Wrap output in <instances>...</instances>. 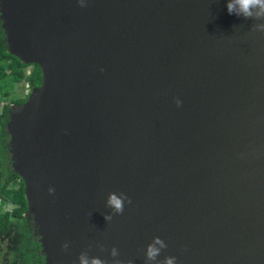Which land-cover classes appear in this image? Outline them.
<instances>
[{
    "label": "water",
    "instance_id": "obj_1",
    "mask_svg": "<svg viewBox=\"0 0 264 264\" xmlns=\"http://www.w3.org/2000/svg\"><path fill=\"white\" fill-rule=\"evenodd\" d=\"M0 21L41 70L5 128L45 264H264V14L0 0Z\"/></svg>",
    "mask_w": 264,
    "mask_h": 264
},
{
    "label": "trees",
    "instance_id": "obj_2",
    "mask_svg": "<svg viewBox=\"0 0 264 264\" xmlns=\"http://www.w3.org/2000/svg\"><path fill=\"white\" fill-rule=\"evenodd\" d=\"M28 68V72L26 69ZM41 70L36 63H22L7 50L5 34L0 21V235L8 225H16L19 232L18 245L10 257L0 264H45L44 254L40 252V243L34 234L32 221L25 215L27 209L23 180L10 166L8 156V133L5 123L9 105L21 103L29 90L38 86ZM27 85L28 91L21 93L19 87ZM21 85V86H20ZM17 258V260H16Z\"/></svg>",
    "mask_w": 264,
    "mask_h": 264
},
{
    "label": "clouds",
    "instance_id": "obj_3",
    "mask_svg": "<svg viewBox=\"0 0 264 264\" xmlns=\"http://www.w3.org/2000/svg\"><path fill=\"white\" fill-rule=\"evenodd\" d=\"M253 9H256L257 16L264 14V0H226V11L229 14H232L235 11L237 14H243L245 17H247L252 15ZM49 191H51V189H49ZM107 203L115 211L119 212L121 210V198L117 197L115 194H109ZM155 243L160 244L161 247L163 246L162 242L159 239H156ZM158 251V248L154 247L152 244H149L145 250L146 258L148 260L154 259ZM110 254L114 257L117 255V250L115 247L110 250ZM78 259L79 264H104V262L100 258L95 256L89 257L84 252L79 254ZM117 264H119V261H117ZM165 264H173V258L166 257Z\"/></svg>",
    "mask_w": 264,
    "mask_h": 264
},
{
    "label": "rangeland",
    "instance_id": "obj_4",
    "mask_svg": "<svg viewBox=\"0 0 264 264\" xmlns=\"http://www.w3.org/2000/svg\"><path fill=\"white\" fill-rule=\"evenodd\" d=\"M26 72H28V68L26 69ZM27 88V85L24 84L23 87H19L18 91L21 93H26L28 91ZM1 103L2 102H0V105ZM2 177V170L0 166V179H2ZM18 236L19 232L17 230V227L13 224L8 225L5 231L0 235V262L3 261L4 263V261H6L8 257H10L11 251L17 248Z\"/></svg>",
    "mask_w": 264,
    "mask_h": 264
}]
</instances>
